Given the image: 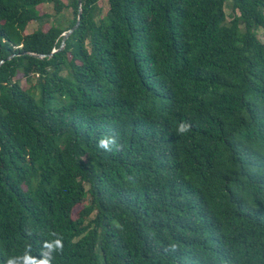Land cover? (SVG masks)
<instances>
[{
  "label": "trees",
  "instance_id": "1",
  "mask_svg": "<svg viewBox=\"0 0 264 264\" xmlns=\"http://www.w3.org/2000/svg\"><path fill=\"white\" fill-rule=\"evenodd\" d=\"M0 62V264H264V0H0Z\"/></svg>",
  "mask_w": 264,
  "mask_h": 264
},
{
  "label": "clouds",
  "instance_id": "2",
  "mask_svg": "<svg viewBox=\"0 0 264 264\" xmlns=\"http://www.w3.org/2000/svg\"><path fill=\"white\" fill-rule=\"evenodd\" d=\"M192 128L191 123L181 122L177 128V134H186ZM97 147L107 152H112L113 150H119L120 145L117 143L116 137L105 136L98 141ZM63 242L60 239L45 241L41 249V258L33 257L31 253V248L28 247L25 249L24 253L19 256L10 257L7 259L6 264H17L19 260L21 264H52L51 253L53 252H62L63 251Z\"/></svg>",
  "mask_w": 264,
  "mask_h": 264
},
{
  "label": "rangeland",
  "instance_id": "3",
  "mask_svg": "<svg viewBox=\"0 0 264 264\" xmlns=\"http://www.w3.org/2000/svg\"><path fill=\"white\" fill-rule=\"evenodd\" d=\"M99 6H100V9H101V12L103 10L106 9V5H105V2L104 1H100L99 2ZM39 11L41 13H48V14H53L54 11H53V8H52V4H44L42 5L41 7H39ZM226 13H228L229 11L228 10H225ZM71 11L70 10H67V11H62L58 16H56V19L58 22H60L63 26H66L67 25V22L71 19ZM36 28V24L35 23H30L27 28H26V33H30L32 32L34 29ZM261 36H262V31L259 32V37L261 39ZM20 85L21 86H24L25 85V81L24 79L22 78L20 80ZM81 209V205H78L76 206L74 209H73V212H72V215L73 217H76V214L77 212Z\"/></svg>",
  "mask_w": 264,
  "mask_h": 264
},
{
  "label": "water",
  "instance_id": "4",
  "mask_svg": "<svg viewBox=\"0 0 264 264\" xmlns=\"http://www.w3.org/2000/svg\"><path fill=\"white\" fill-rule=\"evenodd\" d=\"M80 2H81V0H78V5L79 6H80ZM80 14H81V9L79 7L78 8V12H77V21H76V24L71 29L67 30L66 32H64L62 34V42H61V46H60L59 50L62 49V47L64 46V41L66 40V38L68 37V35L78 26ZM54 52H55V50L52 51V53H54ZM37 57H43V55H37Z\"/></svg>",
  "mask_w": 264,
  "mask_h": 264
}]
</instances>
